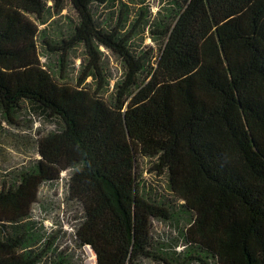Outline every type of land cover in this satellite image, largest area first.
<instances>
[{"label": "trees", "instance_id": "16d2710c", "mask_svg": "<svg viewBox=\"0 0 264 264\" xmlns=\"http://www.w3.org/2000/svg\"><path fill=\"white\" fill-rule=\"evenodd\" d=\"M66 1L78 19L56 41L44 33ZM139 3L133 15L125 0H0V108L28 101L61 123L0 190V226L18 227L40 185L72 169L69 193L83 206L74 234L97 264H264V0H168L154 16ZM96 4L110 24L96 20ZM139 29L159 51L133 47ZM80 45L81 81L60 82L42 55L59 53L62 66ZM101 45L124 64L112 84ZM140 159L164 188L142 178ZM179 209L193 215L184 247L155 245L153 219ZM25 238L0 236V264L40 263Z\"/></svg>", "mask_w": 264, "mask_h": 264}, {"label": "rangeland", "instance_id": "374dc122", "mask_svg": "<svg viewBox=\"0 0 264 264\" xmlns=\"http://www.w3.org/2000/svg\"><path fill=\"white\" fill-rule=\"evenodd\" d=\"M128 2L131 13H138L142 0H125ZM168 0H145L142 4L154 16L160 7L167 5ZM51 4V1H48ZM164 8V7H163ZM96 20L100 24L112 22L113 13L107 5L96 4L93 6ZM55 13V12H54ZM78 14L69 1L65 2V8L55 13L50 18V24L45 36L54 40H62L72 33L77 22ZM44 26V25H42ZM134 48L147 49L155 46L159 51L160 43L151 39L148 30L139 29L132 40ZM43 46H41V49ZM103 60V73L111 79V84L124 77V64L121 58L100 46ZM48 56L42 55L45 65L53 69L55 77L60 82H68L75 86L83 77L84 66L88 63L86 48L83 45L76 46L70 51L68 61L61 62L59 53L47 51ZM85 64V65H83ZM91 77L83 81L82 86H87ZM93 84V83H92ZM93 84L92 88H97ZM106 93L107 96L110 94ZM61 123L55 117L48 116L43 110L28 101L21 102L15 110L7 112L0 108V190L7 189L16 184L20 174L28 171L39 159V139L48 132L59 129ZM142 178L154 187L164 188L166 182L162 176H156L148 170L147 160L140 159ZM72 169L62 172L59 179L46 181L40 185L37 200L31 206L30 217L21 222L18 227L5 224L0 226V236L24 234L30 249H35L42 257L39 264H97L96 253L89 245H82L78 242L74 230L81 221L83 206L75 199H72L69 191L68 176ZM167 199L173 197L167 194ZM175 218L153 219L151 236L153 243H165L166 246L176 245V250L184 247V232L190 225L192 216L189 211L179 209ZM127 264H165L164 261L150 257H139L128 261ZM186 264H200L193 260Z\"/></svg>", "mask_w": 264, "mask_h": 264}]
</instances>
